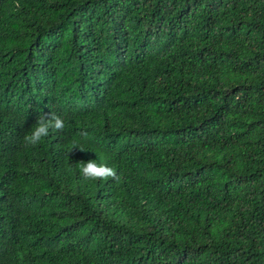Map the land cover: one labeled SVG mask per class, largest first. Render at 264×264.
Masks as SVG:
<instances>
[{"label":"trees","instance_id":"obj_1","mask_svg":"<svg viewBox=\"0 0 264 264\" xmlns=\"http://www.w3.org/2000/svg\"><path fill=\"white\" fill-rule=\"evenodd\" d=\"M0 264H264V0H0Z\"/></svg>","mask_w":264,"mask_h":264},{"label":"clouds","instance_id":"obj_2","mask_svg":"<svg viewBox=\"0 0 264 264\" xmlns=\"http://www.w3.org/2000/svg\"><path fill=\"white\" fill-rule=\"evenodd\" d=\"M104 96L105 92L100 91L97 99L101 100ZM38 104L39 102L35 101L32 106L37 107ZM64 126L65 122L61 115L51 111L43 113L37 117L34 128L30 134H26L23 137V140L26 145L35 146L49 135L50 130L62 131ZM63 144L60 140L55 141L53 147H61ZM80 150L84 149L80 148ZM79 171L85 180H107L108 178L115 179L117 177L116 169L108 166L104 162L103 156H99L98 159H89L86 162H81Z\"/></svg>","mask_w":264,"mask_h":264}]
</instances>
